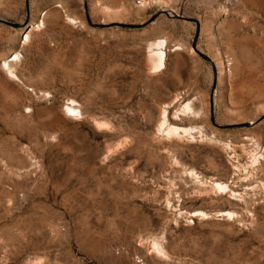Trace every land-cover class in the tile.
Instances as JSON below:
<instances>
[{
  "label": "rangeland",
  "instance_id": "374dc122",
  "mask_svg": "<svg viewBox=\"0 0 264 264\" xmlns=\"http://www.w3.org/2000/svg\"><path fill=\"white\" fill-rule=\"evenodd\" d=\"M0 264H264V0H0Z\"/></svg>",
  "mask_w": 264,
  "mask_h": 264
},
{
  "label": "bare ground",
  "instance_id": "6f19581e",
  "mask_svg": "<svg viewBox=\"0 0 264 264\" xmlns=\"http://www.w3.org/2000/svg\"><path fill=\"white\" fill-rule=\"evenodd\" d=\"M163 55H164V52H161L160 54L156 55V57L158 59V61H157L158 63L156 64V68L157 69H161V68L164 67V63H163L164 57H163Z\"/></svg>",
  "mask_w": 264,
  "mask_h": 264
}]
</instances>
